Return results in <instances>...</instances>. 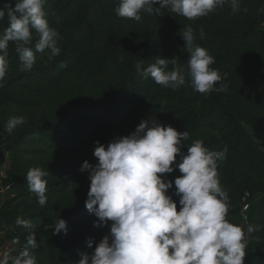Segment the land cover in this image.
Returning <instances> with one entry per match:
<instances>
[{
	"label": "trees",
	"instance_id": "obj_1",
	"mask_svg": "<svg viewBox=\"0 0 264 264\" xmlns=\"http://www.w3.org/2000/svg\"><path fill=\"white\" fill-rule=\"evenodd\" d=\"M9 2L14 6L15 0H0V8ZM119 3L46 0L44 10L62 51L52 61L37 54L30 72L19 70L15 46L9 44L10 70L0 84V173L5 175L3 186L14 191L0 203V227L8 231L10 253L18 254L29 234L16 224L17 217L41 221L35 229L38 247L31 249L38 264H77L80 251L91 252L87 238L98 243L111 222L94 226L97 218L85 206L90 180L79 168L85 160L97 163V141L107 145L134 132L141 120L155 119L187 131L186 145L199 139L215 151L227 148L218 161L220 183L229 197L227 218L235 225L257 226L245 250V264H264V13L258 12L264 0H241L236 13L226 6L194 21L169 10L163 16L142 10L137 22L116 15ZM188 26L196 43L215 57L211 67L224 76L227 91L201 94L190 80L172 91L136 72L137 62L143 59L147 66L157 56L186 67L181 35ZM6 27L5 19L0 32ZM172 67L170 60L169 70ZM21 115L26 123L7 133L9 118ZM36 166L49 172L45 207L28 191L25 179ZM179 175L176 169L167 178L174 182ZM174 193L173 183L169 195L179 210ZM246 194L251 203L243 214L241 199ZM58 218L66 221L67 234L44 230Z\"/></svg>",
	"mask_w": 264,
	"mask_h": 264
},
{
	"label": "clouds",
	"instance_id": "obj_2",
	"mask_svg": "<svg viewBox=\"0 0 264 264\" xmlns=\"http://www.w3.org/2000/svg\"><path fill=\"white\" fill-rule=\"evenodd\" d=\"M45 3L15 0L14 6L9 2L0 8V22H7L0 32V84L10 70V43L15 46L19 70L23 72L32 71L37 54L48 61L61 54L58 33L47 19ZM226 6L236 13L241 10V0H120L115 13L140 22L142 10L157 16L169 10L194 21ZM258 12L264 13V8ZM200 35L203 37V32ZM181 37L188 53L186 67L157 56L147 66L143 59L137 62L136 72L172 91L189 80L194 91L201 94L227 91L224 76L211 67L215 57L196 43L193 28L186 27ZM25 123L23 115L11 117L5 131L11 134ZM188 139L187 131L145 119L129 135L115 137L107 145L96 142L93 155L97 163L85 160L79 168L88 173L90 180L85 206L97 218L94 226L111 223L109 232L98 243L87 238V248L92 251H80L77 264H245V250L257 226L235 225L227 218L229 197L218 173V161L227 148L215 151L199 139L186 145ZM185 146L186 153L182 151ZM176 169L181 175L173 182L167 176ZM48 174L36 166L29 168L25 177L28 191L35 194L41 207L48 203ZM173 183L179 210L169 195ZM16 224L28 231L26 243L16 255L0 251V264H38L31 249L38 247L35 229L41 227V221L34 224L17 217ZM43 227L53 234L62 230L67 234L62 218Z\"/></svg>",
	"mask_w": 264,
	"mask_h": 264
},
{
	"label": "crops",
	"instance_id": "obj_3",
	"mask_svg": "<svg viewBox=\"0 0 264 264\" xmlns=\"http://www.w3.org/2000/svg\"><path fill=\"white\" fill-rule=\"evenodd\" d=\"M0 142H1V137H0ZM0 154H2V149L0 147ZM6 166L4 165L3 168H5ZM2 171V170H1ZM14 191V187L11 186L8 189L3 188V186H0V203L5 199V197L8 194H11ZM8 231L5 228L0 227V251H3L2 249L5 246H11V243L9 241H7L6 239V235H7Z\"/></svg>",
	"mask_w": 264,
	"mask_h": 264
},
{
	"label": "built area",
	"instance_id": "obj_4",
	"mask_svg": "<svg viewBox=\"0 0 264 264\" xmlns=\"http://www.w3.org/2000/svg\"><path fill=\"white\" fill-rule=\"evenodd\" d=\"M4 176H5L4 173L1 172V173H0V186H3L1 180L4 178ZM9 187H11V186H3V188H5V189H8ZM252 201H253V200H252ZM250 203H251V200H250V201L248 200V194H246V195L241 199V212H242L243 214L246 213V212L248 211ZM2 250H3V251L7 250V251L11 252V251L13 250V248H12V246H5Z\"/></svg>",
	"mask_w": 264,
	"mask_h": 264
}]
</instances>
